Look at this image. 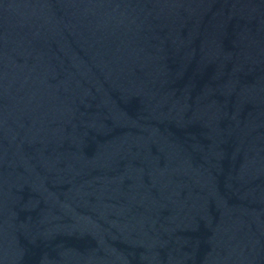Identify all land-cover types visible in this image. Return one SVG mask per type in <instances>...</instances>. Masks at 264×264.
Listing matches in <instances>:
<instances>
[{
	"label": "water",
	"instance_id": "water-1",
	"mask_svg": "<svg viewBox=\"0 0 264 264\" xmlns=\"http://www.w3.org/2000/svg\"><path fill=\"white\" fill-rule=\"evenodd\" d=\"M0 264H264V0H0Z\"/></svg>",
	"mask_w": 264,
	"mask_h": 264
}]
</instances>
